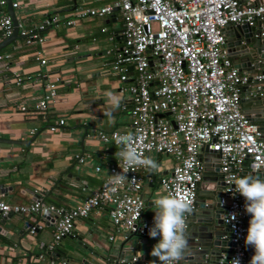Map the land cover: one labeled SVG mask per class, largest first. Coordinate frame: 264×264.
Segmentation results:
<instances>
[{
  "label": "built area",
  "instance_id": "obj_1",
  "mask_svg": "<svg viewBox=\"0 0 264 264\" xmlns=\"http://www.w3.org/2000/svg\"><path fill=\"white\" fill-rule=\"evenodd\" d=\"M11 7H17V2H11ZM114 8L121 20L122 43L113 54L110 68L124 82L120 91L129 95V127L108 132L92 128V131L99 140L113 145L116 134L130 131L135 137L133 146L144 157L150 152L170 156L174 164L170 173L160 179L163 195L182 197L190 201L191 209L195 205L197 184L202 180L203 165L198 156L204 146L214 147L222 181L218 204L232 243L225 262L218 264H231L234 257L244 264L250 248L244 243L250 217L244 210V198L229 189H234L232 180L243 176L245 166L264 174L263 131L243 113L240 101L241 92L248 84L260 91L264 67L248 73L234 66L228 56L223 28L255 26L258 29L255 36L264 40V0H111L99 7L79 8L74 16L102 17ZM58 20L54 14L28 28L17 24V35L25 44L41 43V32L48 26H56ZM73 22L74 18L64 21L66 25ZM11 31L10 17L5 14L0 17V38H6ZM8 57L6 53L0 54V59ZM34 57L40 64L45 62L38 49ZM14 78L16 84L23 81L17 73ZM55 80L45 81L34 109L46 110L56 97ZM62 123L61 119L57 121V125ZM49 129L54 130L55 125ZM117 151L116 146L115 157L100 184L78 204L65 208L44 203L40 198L27 203H7L0 199V216L30 213L51 218V239L39 242L44 254L54 251L60 239L70 234L75 219L101 206L107 207L109 220L116 228L148 235L153 220H140L142 166L129 170L123 184L113 183V173L124 167L116 156ZM75 157L82 162L79 154ZM137 209H140L138 218ZM233 213L236 218L230 220ZM42 226V222L28 224L27 232L33 234ZM43 253L39 254L40 258ZM49 264L68 262L63 258L50 259ZM130 264H138L135 256Z\"/></svg>",
  "mask_w": 264,
  "mask_h": 264
},
{
  "label": "crops",
  "instance_id": "obj_2",
  "mask_svg": "<svg viewBox=\"0 0 264 264\" xmlns=\"http://www.w3.org/2000/svg\"><path fill=\"white\" fill-rule=\"evenodd\" d=\"M110 1L11 0L17 2V7L12 8L17 24L23 28L38 24L49 15L56 14L59 20L56 26H48L41 32V43L25 44L17 35L0 49V54L9 55L0 59L1 200L27 203L40 198L44 203L69 208L83 200L106 175L116 146L99 140L92 128L108 132L129 127V95L120 91L124 82L110 68L113 54L122 43L121 20L116 10L102 17H75L74 13L79 8L99 7ZM5 14L8 15V10L4 0L0 4V17ZM68 18H74L70 25L64 23ZM37 49L45 60L43 64L34 57ZM237 59L242 61L244 57ZM14 73L23 77L20 84L15 83ZM53 80L56 97L46 110L34 109V102L43 92V84ZM244 90L241 98L245 97ZM108 92L122 98L120 109L112 117L104 114L109 107ZM261 93L264 95V90ZM20 106L25 109L20 110ZM60 119L63 123L57 125ZM52 125H55L54 130L49 129ZM75 154L83 158L82 162ZM145 157L154 160L158 167L139 170L142 180L139 194L143 201L141 221L153 220V201L163 195L160 179L170 173L174 164L167 155L150 152ZM203 158L206 170L211 172L212 158L208 154ZM251 173L245 166L243 175ZM152 176H155L153 181ZM206 183L207 186L197 189L196 197L210 202L206 195L212 185L211 176L206 178ZM50 220L30 213L13 214L12 218L4 220L0 216V264L57 261L59 257L44 254L39 247L40 241L51 239L53 225ZM35 222H42L43 226L29 234L27 225ZM124 233L112 225L107 207L101 206L75 219L70 234L60 239L54 251L68 264H94L96 254L117 256L115 247L124 241ZM41 253L44 254L42 258L39 257ZM134 256L138 264H151L154 260L158 264L157 258L151 255L136 252Z\"/></svg>",
  "mask_w": 264,
  "mask_h": 264
},
{
  "label": "water",
  "instance_id": "obj_3",
  "mask_svg": "<svg viewBox=\"0 0 264 264\" xmlns=\"http://www.w3.org/2000/svg\"><path fill=\"white\" fill-rule=\"evenodd\" d=\"M8 10V15L12 24V31L9 36L0 41V49L17 38V20L14 16L11 0H5ZM116 8H114V11ZM257 27L247 25H228L223 28V33L226 36V47L228 56L233 59V64L238 69H244L248 73H255L264 67V40H259L255 33ZM243 39V40H242ZM238 56H243L244 59L239 61ZM131 69V67H129ZM244 96L240 99L241 109L243 113L252 121L258 123L263 131L264 137V95L261 93L264 90V84L259 90L253 87V84H248L244 87ZM210 155L212 158V170L208 172L205 167L204 156ZM198 160L202 162V181L198 182L197 189L207 186L205 180L207 177H212V185L209 188L207 197L210 202L195 199V205L190 212L186 213V235L188 237L189 252L180 264H218L220 261L225 262V259L230 253L232 243L229 241V231L223 222V211L218 204L222 181L218 172V152L215 148L204 146L202 152L198 156ZM251 174H259L264 176L262 172L253 171ZM155 179L152 176L151 181ZM35 199V198H33ZM13 214L8 213L2 216V219H10ZM16 225V223H13ZM124 241L117 245V256L110 258L107 254L101 256L96 254L94 264H114L118 261L130 262V254L134 256L136 252L149 256L154 244L158 238H151L149 235H140L136 232L125 231ZM82 248H86L84 244L77 243ZM88 250V249H87ZM247 257L244 264H249V260L254 253V249L250 246L247 250ZM62 259L59 253L52 251L49 253Z\"/></svg>",
  "mask_w": 264,
  "mask_h": 264
},
{
  "label": "clouds",
  "instance_id": "obj_4",
  "mask_svg": "<svg viewBox=\"0 0 264 264\" xmlns=\"http://www.w3.org/2000/svg\"><path fill=\"white\" fill-rule=\"evenodd\" d=\"M107 97L109 107L104 114L112 117L120 109L122 98L114 92H108ZM134 142V134L130 131L124 134L118 133L114 137V143L118 148L116 156L124 164L120 172L113 173L112 182L115 184H123L128 178L126 175L128 171L138 166L149 169L158 167L154 160L144 157L133 146ZM232 185L235 187L229 191L238 193L244 198V210L250 217L244 236L245 245L254 249L249 264H264V176L246 174L238 178L234 177ZM153 205L155 214L148 235L159 239L153 245L150 255L156 257L159 264H180L189 252L185 214L191 211L190 201L173 195H159L153 201ZM139 215L140 209H137L136 218ZM230 217V220H234L236 215L233 213ZM151 264H156V261H151ZM231 264H240V259L234 257Z\"/></svg>",
  "mask_w": 264,
  "mask_h": 264
}]
</instances>
